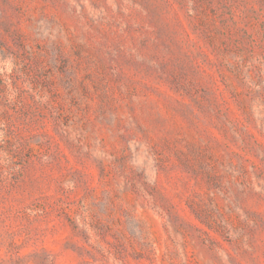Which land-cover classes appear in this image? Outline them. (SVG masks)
Returning <instances> with one entry per match:
<instances>
[{"label":"rangeland","instance_id":"rangeland-1","mask_svg":"<svg viewBox=\"0 0 264 264\" xmlns=\"http://www.w3.org/2000/svg\"><path fill=\"white\" fill-rule=\"evenodd\" d=\"M0 264H264V0H0Z\"/></svg>","mask_w":264,"mask_h":264}]
</instances>
